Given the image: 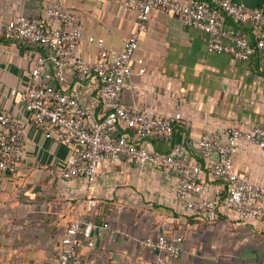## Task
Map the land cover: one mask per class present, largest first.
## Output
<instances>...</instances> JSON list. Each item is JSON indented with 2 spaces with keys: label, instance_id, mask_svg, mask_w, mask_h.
<instances>
[{
  "label": "crops",
  "instance_id": "0c3cea01",
  "mask_svg": "<svg viewBox=\"0 0 264 264\" xmlns=\"http://www.w3.org/2000/svg\"><path fill=\"white\" fill-rule=\"evenodd\" d=\"M230 1L247 9L264 10V0ZM51 8L73 14L76 21L63 24L49 15ZM28 18L42 19L49 30L79 28L85 39L102 37L112 50H122L136 30L134 11L119 0H0L2 21ZM224 20L251 42L262 35L250 25H236L227 17ZM31 50L33 46L19 40L0 38V111L26 123L24 162L17 175L0 179V189L8 196L16 195L12 202L11 197L7 199L6 207L20 219L19 225H13L7 215L0 225L2 243L8 244L1 257L8 259L7 264H28L46 257L54 247L53 236L63 233L74 215L80 214L108 223L110 228L95 233L91 247L83 249L87 255L144 258L148 264H155L157 253L145 251L138 240L163 228L169 236L182 239L181 257L173 264H264V230L255 220L243 221L238 213L224 207L202 214L181 203L177 193L184 170L119 157L104 161L93 182L84 178L64 180L61 171L71 149L32 125L22 101L29 73L35 67ZM78 52L82 59H90L96 57L98 48L83 40ZM136 56L143 58L144 64L135 65L126 80L124 106L150 117L182 115L172 139L149 141L150 149L168 154L174 144H181L183 159L202 166L204 183L224 188L213 177L219 156L203 158L191 148L190 141L228 128L249 131L255 125L264 126L261 60L254 56L239 62L229 55L209 52L205 34L187 27L178 12L162 9L150 12ZM48 69L55 72L53 66ZM64 76L67 83L57 85L73 93L97 120L103 119L106 109L97 76L93 74L82 83L75 66L67 67ZM124 134L134 131L121 123L116 136ZM233 159L238 172L264 186L261 147L240 140ZM91 203L95 204L92 213L88 209ZM22 231L26 238L17 247L14 233Z\"/></svg>",
  "mask_w": 264,
  "mask_h": 264
},
{
  "label": "built area",
  "instance_id": "2783aa9c",
  "mask_svg": "<svg viewBox=\"0 0 264 264\" xmlns=\"http://www.w3.org/2000/svg\"><path fill=\"white\" fill-rule=\"evenodd\" d=\"M124 7L135 13L136 30L122 50L106 47L102 37H83L77 28L49 30L40 18H28L4 22L0 19V38L19 40L33 46L31 55L35 67L29 73V85L22 97L25 109L31 114L30 123L37 129L51 134L71 149L61 176L66 181L84 178L93 182L101 164L119 157L128 158L142 165L181 169L177 197L183 205L202 214H211L220 207L238 213L243 221L255 220L264 230V186L238 172L234 166L237 142L246 141L264 150V126L255 125L249 131L224 129L193 137L191 148L198 150L203 158L218 155L213 177L224 188L205 184L202 166L188 164L182 157L183 146L174 144L168 154L154 152L148 143L158 139H172L174 128L182 115L148 116L127 109L122 102V92L127 78L135 65H143L137 57L139 37L148 28L149 14L153 9L175 11L184 17V24L207 36L211 53L226 54L239 62H248L258 56L264 66V10L247 9L230 0H119ZM49 15L68 24L76 21L73 14L51 8ZM224 17L236 25H250L261 37L251 42L239 31L228 25ZM85 40L95 44V58L82 59L78 48ZM49 66L55 72H49ZM77 68V78L84 83L95 74L100 81V96L106 109L103 119L97 120L93 113L81 106L77 97L57 84L67 83L64 70ZM127 125L134 134L116 136L119 125ZM87 125V126H86ZM26 123L6 112L0 111V173L13 177L18 174L25 159ZM207 196H211L208 198ZM203 197L202 200L191 198ZM95 204L89 205L90 213ZM110 231L108 223L98 222L92 216L80 214L67 227L56 255L42 264H148L144 258L90 254L84 248L91 247L95 233ZM137 241V240H136ZM182 239L169 236L163 228L138 240L145 250L157 253L155 264H173L181 257Z\"/></svg>",
  "mask_w": 264,
  "mask_h": 264
},
{
  "label": "trees",
  "instance_id": "16d2710c",
  "mask_svg": "<svg viewBox=\"0 0 264 264\" xmlns=\"http://www.w3.org/2000/svg\"><path fill=\"white\" fill-rule=\"evenodd\" d=\"M3 178H5L4 176H3V174H1L0 173V179H3ZM1 191H4V189H0V192ZM74 207V206H73ZM78 219V215H74V218L73 219H71L70 220V222H69V224H68V226H70L71 225V223L72 222H74V221H76ZM67 226V227H68ZM67 227H65V229H64V232L63 233H58L57 235H54L53 236V240H54V247H53V249L51 250V252L46 256V257H44L43 259H37V260H32L31 262H29L28 264H42V263H44L45 261H47L51 256H54V255H56L57 254V252H58V250H59V248H60V246H61V240H62V238L64 237V235L66 234V231H67ZM17 231H18V229H17ZM17 233V232H16ZM4 234H6V233H4ZM2 235H3V233H2V231H1V229H0V264H7V262H8V259L6 258V257H1V255H2V249H4L6 246H8V244H3L2 243ZM150 235V234H149ZM6 238L8 239L9 238V236L6 234ZM14 238H15V241L17 240V238L18 237H16L15 235H14ZM17 242V241H16Z\"/></svg>",
  "mask_w": 264,
  "mask_h": 264
},
{
  "label": "rangeland",
  "instance_id": "374dc122",
  "mask_svg": "<svg viewBox=\"0 0 264 264\" xmlns=\"http://www.w3.org/2000/svg\"><path fill=\"white\" fill-rule=\"evenodd\" d=\"M7 191H1L0 192V225L2 224L3 220L6 218L7 215H9L11 217V221L10 223L13 221V225H19L20 223V219L17 215H15V213L13 211L8 210V208L6 207L9 203L8 200H10L9 197H11V202L12 200H14L13 198H15V196H11V193L9 194V196L7 195ZM8 199V200H7ZM13 208V207H12ZM14 235L17 238V247H20L22 245V243L24 242L23 239H25V234H23V231L20 234L14 233Z\"/></svg>",
  "mask_w": 264,
  "mask_h": 264
}]
</instances>
